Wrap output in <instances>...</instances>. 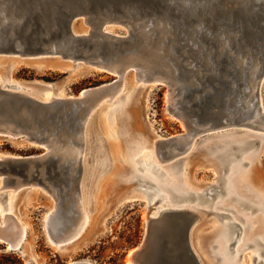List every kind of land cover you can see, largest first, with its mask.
Here are the masks:
<instances>
[{
  "label": "rangeland",
  "instance_id": "374dc122",
  "mask_svg": "<svg viewBox=\"0 0 264 264\" xmlns=\"http://www.w3.org/2000/svg\"><path fill=\"white\" fill-rule=\"evenodd\" d=\"M73 31H84L80 21L74 23ZM110 31L122 35L126 33L120 27L111 28ZM225 48L227 53L236 57L242 67L239 68V86H234L233 91L225 95L224 115L243 122L254 120L255 115L262 120L264 75L257 90L256 86L252 85L250 88L243 84V72L246 67L259 66L264 57L247 46H242V54L237 46ZM218 61L220 60L209 58L201 61L179 56L164 57L161 62L165 66L160 70L169 71L164 73L169 81L166 83L138 79L134 69L127 70L118 78L93 69L83 61L73 66L70 61L58 57L19 58L0 55V84H21L38 96L47 92L63 96L77 95L85 88L114 81L118 85V91L106 98H109V102L104 99L90 112L84 124L73 119L62 129L73 136L71 150L81 152L74 168L70 164L55 168L42 166L38 175L41 184H36L35 179L29 178L31 181H23L25 184L17 191L8 189L13 188L14 184L0 190V208L10 210L13 219L26 226L25 240L20 248L11 249L0 242V264H68L81 260H87L91 264H135L128 260V254L146 236L147 219L161 209L178 205H186L188 210L198 215L189 239L200 264H217L214 258L219 247L216 243L223 239L218 232L224 227V222L230 221L243 226L241 229L237 225L236 230L231 233V237L239 233L231 249L234 250L241 242L249 244L240 252L241 256L236 264H256L257 261L252 256L264 251V227L260 226L262 219L256 217L263 214V209L238 205L235 198L228 200L231 192L226 193L220 189H223L225 178L229 177L230 164L244 162L239 172L250 169L257 177L244 192L248 197L253 196L251 188L258 190L264 197V131L230 125L194 133L188 131L183 121L185 118L191 126H203L214 118L212 116L217 109L214 107L212 113H208L204 105L208 102L209 95L204 91L210 88L207 74L220 71V67L215 70L216 64L217 67L220 66ZM258 80L259 78H255L250 83ZM170 92L172 104L168 101ZM260 119L258 122H262ZM246 132L251 133L248 139L256 142L235 155V160L224 166L216 156L224 147L221 140L226 136L233 137L234 134L240 136L241 133L242 136ZM257 134L261 138L256 137ZM183 135L189 141L186 149L169 158L158 157L154 141ZM143 141L140 151L133 152L134 146ZM44 150L43 147L30 145L22 139L0 135V157L40 154ZM141 151L143 154H140ZM236 151L237 147L234 146L233 154H237ZM137 157V161L130 162ZM143 174L149 175L146 182L139 177ZM237 175L236 171L230 178ZM16 178L21 179L19 176ZM68 180L74 181L82 189L81 202L87 215V223L78 238L56 248L57 243L52 242L50 232L54 237L64 235L73 227L77 217L74 205L78 203L74 202L76 198L79 200V189L73 190L66 183ZM155 181L167 186L176 182L179 189L200 187L197 189L199 196L197 198L195 194H191L184 200L170 199V203L166 205L163 203L166 198L171 197V192L160 188L158 192L165 194L164 198L150 206L158 197V192L148 197L145 189L153 191L156 188ZM222 203L230 210H226ZM218 213L227 215L218 217ZM46 218L50 232L46 227ZM0 220L2 221V217ZM180 224L178 220L172 230H180ZM252 237L262 244H254L255 240L251 242ZM230 241L227 240V243ZM232 250L231 255L234 254ZM259 259L264 260V252L259 255ZM136 261L137 264H144L141 257ZM187 261L189 264L196 263L190 258Z\"/></svg>",
  "mask_w": 264,
  "mask_h": 264
},
{
  "label": "water",
  "instance_id": "95a60500",
  "mask_svg": "<svg viewBox=\"0 0 264 264\" xmlns=\"http://www.w3.org/2000/svg\"><path fill=\"white\" fill-rule=\"evenodd\" d=\"M76 21L84 27L82 33L73 31ZM114 27L125 29V35L112 33L110 29ZM225 46H237L241 54L242 46H247L264 57V0H0V55L58 57L73 66L83 61L118 78L134 69L138 78L166 83L169 81L164 73L169 71H161L163 67L159 65L164 57L220 60V66L215 67H220V71L207 74L210 88L204 91L209 95L204 105L208 113L217 109L214 118L203 126H191L183 118L188 131L194 133L244 123L223 113L225 95L239 86L242 67ZM138 51L148 52L153 64L143 67L138 63ZM243 74V84L257 88L264 75V61L257 67H246ZM255 78L259 80L251 84ZM117 87L114 81L85 88L77 95L43 99L24 93L17 83L0 86V135L45 149L40 154L1 156L2 185L14 184L15 188L24 185L23 181H31L29 178L41 184L38 175L42 166L70 164L74 168L73 161L61 156L60 149L73 138L62 129L73 119L84 124L91 109L100 99L118 91ZM66 183L73 190L79 189L72 180ZM185 206H169L148 218L146 236L128 260L137 264L136 259L141 257L144 264H189L190 258L200 264L189 239L198 215ZM221 214L225 213H218V217L224 216ZM178 220L180 230H172ZM8 221H13L10 213L4 215L0 224V242L18 249L16 240L9 236ZM225 224L231 231L238 225L234 221ZM61 237L53 236L54 240ZM234 242L232 239L227 252ZM214 259L221 264L218 256Z\"/></svg>",
  "mask_w": 264,
  "mask_h": 264
},
{
  "label": "bare ground",
  "instance_id": "6f19581e",
  "mask_svg": "<svg viewBox=\"0 0 264 264\" xmlns=\"http://www.w3.org/2000/svg\"><path fill=\"white\" fill-rule=\"evenodd\" d=\"M138 53L139 54L136 56V60H138V63H140L143 67H149L153 64L151 56L148 54V52L138 51ZM162 61H163V59H162ZM159 65H162V67L165 66V64L162 63L161 60H160ZM138 79H141V78H138ZM4 85L0 84V86H4ZM17 85H19L22 88L26 87V86H22L21 84H17ZM44 88L49 89L48 87H44ZM22 91L24 93L31 94V95H34V96H37V97L43 98V99H48L53 95L54 96H63V95H58V94H51L50 92H47L45 95L41 94L40 96H38L37 94L31 93L30 89H28V88H24ZM113 93H114V91H112L110 93V95H112ZM106 98L107 97L100 99V101L91 109V111L93 109H95L104 99H105V101L107 100L109 102V98L108 99H106ZM170 100H172L171 92L168 94L169 103H170ZM121 116L125 117V114L121 113ZM252 117L253 116H251V119H252ZM259 119H260L259 116L255 115L254 120H248V121L244 122L241 125V127L251 128V129H260V130L264 131V121L260 119L262 122H258ZM229 134H231V133H229ZM250 134H251L250 132L243 133L242 136H241V133L239 134L240 136H235V134H234L233 137L232 136L231 137L226 136L221 140L224 144V147L217 153L216 156L219 157L221 163H223L224 166L228 165L231 161L235 160V155H239L240 153H242V151L244 149L250 147V145H252L256 142V141L248 139V135H250ZM260 136L261 135H258V134L256 135V137L261 138ZM188 142H189L188 140L184 139V136H179L177 139H175L172 142H168V143L163 142V141L157 142V140H156V141H154V144L156 146L155 149H156V153H157L158 157L160 159H163V158H169V157L175 156L178 154V152L180 150L186 149V147L188 146ZM140 144H144V141H143V143L142 142L137 143V145H135L133 148V152L140 151ZM70 146H71L70 143H68V142L64 143L63 147L60 149L61 156L64 159L73 161L74 165H76L77 164L76 158L78 157V154H80L81 152L78 153V151L76 152L74 150H71ZM234 146L237 147V151H236L237 154H233V152H232V149L234 148ZM131 153H132V151H130V154ZM140 154H143V152L141 151ZM149 155H151V154H149ZM138 158L139 157L135 158L133 161H130V162H135L138 160ZM243 164H244V162H240L239 164L238 163L230 164L229 168L231 169L230 170L231 172L229 174V177L225 178V181H224L225 184H224V186H222L223 192H225V191H226V193L231 192L232 194H230L228 196V200L235 198L238 205H242L243 207H253V209L255 207L263 209V214L261 213V214L256 216L257 218L262 219L260 226H261V228H263L264 227V197L262 196V194L259 193L258 190H254L251 188H250V190L252 191L253 196L248 197L247 194L244 192L245 188L247 186H251L250 184L254 183V181H256L257 177L255 174H252V171L250 169L247 171H244V172H239V170L241 169V166ZM144 167H146V166H144ZM236 171L238 172L237 177L232 176V178H230L231 175L233 173H235ZM139 177L141 179H143L142 180L143 182H146L145 180H147L146 178H148L149 175L143 174L142 176H139ZM2 180L3 179L0 176V190L4 189L6 187V186L4 187L2 185ZM36 184H38V183H36ZM20 186L21 185H19L18 187H15V188H8V189H12L14 191H17L20 188ZM155 186H156V188L153 190L155 193L158 192L160 188H165L168 191L170 190V192H171L170 196L171 197L166 198V200H165V202H168V203H170V198H173V197L175 199H178V200L179 199L184 200L185 198L188 197V195H191V194H195V197H197V198L199 196L197 189L200 187H198L197 189H186V187L183 189H179V187H178L179 185L176 182H173L170 186H167L165 184H161V182H159V181H155ZM44 187H45V185H44ZM162 194L163 193L158 192V197H162ZM159 195H161V196H159ZM163 195H165V194H163ZM77 197H79V200L77 201V198H76L75 202H74L75 204L78 203V205H74V209L77 211V217H76L75 223L72 225L73 227L69 228V230L67 232H65V234L62 235V237L59 238L58 240H54L53 234L48 229L50 232V237L52 239V242L57 243V246H55L56 248H60L61 244L70 243L73 240H75L76 238H78L80 236V234L83 232L84 227L87 223V215H86V212H85L83 205H82V202H81L82 201V189L80 190V188H79V192L77 193ZM211 199H209V200H211ZM217 205H219V204H217ZM221 205L224 206L223 203ZM224 208H225V206H224ZM225 209L230 210L228 208H225ZM212 211L215 212L214 209H212ZM10 212H11L10 210L9 211L6 209L2 210V208H0V217H2V221L0 220V224H2L4 221V215L8 214ZM223 215H227V213H225ZM49 217H51V216H49ZM45 222H46V227L48 228L47 218H46ZM230 222H232V221H230ZM225 223H229V222H224L223 223L224 227L218 232V235L223 236V239L219 240L218 243H216L217 246L219 247V250L216 251L215 255L219 257V259L221 260V262H220L221 264H236L237 260L241 256L240 252L243 249H245L246 247H248L249 244L241 242V244L237 245L234 248V250H233L234 254L231 255V252H227L228 251L227 246L232 241V239H235V242H236L237 236L239 233L236 236L231 237L230 236L231 233L233 231H235L236 229L231 231L230 228ZM237 224L239 225V227L241 229H243V226L240 223H237ZM8 225H10L9 236L16 240L17 243L15 244V246L20 248L23 241L25 240L26 226L23 223L18 222L17 220L15 221L14 219H13V221H8ZM246 226L247 225H245V227ZM70 227H71V225H70ZM64 230H65V228H64ZM244 237L245 236H243V238ZM227 240H231V241L229 243H227ZM254 240H255V242H253ZM251 242H253L254 244L255 243L256 244H262L259 240H256L253 237L251 238ZM6 246H8V248H11L12 245L7 243ZM132 251L133 250H131L128 255H130V253ZM263 252L264 251H260L258 255L256 254V255L252 256V259L257 261L256 264H258L259 261H261V263L264 264V260L259 259V255H261ZM68 264H91V263H89L87 260H81V261L70 262Z\"/></svg>",
  "mask_w": 264,
  "mask_h": 264
},
{
  "label": "flooded vegetation",
  "instance_id": "af4514ba",
  "mask_svg": "<svg viewBox=\"0 0 264 264\" xmlns=\"http://www.w3.org/2000/svg\"><path fill=\"white\" fill-rule=\"evenodd\" d=\"M155 193V192H154ZM147 194V196L148 197H150L152 194H148V193H146ZM164 198V195L162 194V197H157L155 200H154V202L153 203H151L150 204V206H152L153 204H155L156 202H158L159 200H162ZM149 199L150 198H148V201H149ZM171 200H173L174 199V197L173 198H170ZM175 200V199H174ZM163 204H168V202H165V203H163Z\"/></svg>",
  "mask_w": 264,
  "mask_h": 264
}]
</instances>
